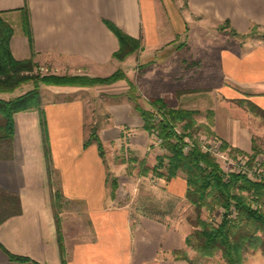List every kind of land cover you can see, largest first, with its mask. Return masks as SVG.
<instances>
[{
	"label": "crops",
	"instance_id": "0c3cea01",
	"mask_svg": "<svg viewBox=\"0 0 264 264\" xmlns=\"http://www.w3.org/2000/svg\"><path fill=\"white\" fill-rule=\"evenodd\" d=\"M156 1L0 0V17L14 29L10 46L16 59L53 63L55 75L105 78L123 70L128 77L91 87L41 85V109L17 113L9 140L1 138L6 132L0 114V264H191L173 255L183 242L172 229L144 216L133 223L127 207L133 185L126 175L128 164L109 162L106 150L103 158L96 142L85 146L86 119L100 110L106 115L98 131L104 147L127 145L132 157L149 168L157 164L158 137L144 129L142 116L127 96L129 81L138 78V73L131 76L137 58L153 48L155 60L176 40L160 38L161 9ZM180 9L184 27L197 18L195 24L201 27L229 22L241 34L254 26L264 29V0H187ZM108 22L140 39L142 50L124 61L116 59L120 42ZM218 54L224 79L229 81L220 87L221 94L239 98L243 89L264 110V42L238 50L230 45ZM131 58L135 62L123 69ZM157 91L152 92L154 98H160ZM23 93L18 89L0 93V98ZM221 114L215 113L219 130ZM239 125L224 137L248 152L252 147L244 135H238ZM113 178L118 180L115 195ZM168 188L184 197L187 181L178 175ZM9 253L30 260L13 261Z\"/></svg>",
	"mask_w": 264,
	"mask_h": 264
},
{
	"label": "rangeland",
	"instance_id": "374dc122",
	"mask_svg": "<svg viewBox=\"0 0 264 264\" xmlns=\"http://www.w3.org/2000/svg\"><path fill=\"white\" fill-rule=\"evenodd\" d=\"M158 1H156L160 6L158 9H161L160 13L158 12L159 36L162 40H167L170 37L176 40L172 41L168 48L158 52L156 61L149 60L155 57V53L153 48H147L137 58L134 67H131L132 61L136 60L133 58L128 60L129 62L125 66H122L123 69L134 68L131 69V76L138 73V78L134 82L138 87V102L143 107H148L146 104L157 99L152 95V92L157 89V95L164 99L169 107L193 109L200 112L195 116L194 136L198 143L216 142L219 139L221 142L224 141L226 148L232 149L233 156H243V153L251 156L254 154L252 148H248V152L243 151L224 137L234 132V125L236 126L240 122L239 128L241 126V129L240 131L238 129V135L239 133L244 135L246 137L244 140L250 144V147H255V151L258 153L255 160L258 161L259 171L256 174L264 177V117L256 115L255 111L250 109L248 105L250 100L247 98L248 95L245 96L243 89L239 90L242 98L238 94L239 98L228 99L221 94L220 87L228 86L229 81L224 79L221 71L222 60L218 54L224 49H229L230 45L238 50L239 46L250 48L259 41L264 42V29L253 27L252 32L236 37L231 33L230 28L222 30L217 27V24L201 27L195 24L198 21L197 18L184 27L180 8L187 6V0ZM170 4L172 6L169 10ZM182 43H186V45L181 46ZM31 59L36 64L33 75L42 77L53 74V63L39 62L33 57ZM132 78L135 80L134 77ZM31 87H33V83L25 84L21 87L22 92H26ZM93 107L94 105L90 106L91 109ZM90 108L89 110H91ZM217 111L221 112L224 117V121L220 123V130L218 121H215ZM103 112L95 110V115L90 114L87 117L88 137H90L93 127L99 131L103 126L106 119ZM93 118L94 120H92ZM216 125L218 132H216ZM104 149L107 151L109 162L115 161L116 165L128 164L126 175L131 177L133 185L129 187L127 207L130 209L134 224L140 221L141 216H144L172 229L183 242L182 248L175 250H182L191 264H228L222 250L207 254L200 247L201 240L196 236V232L202 227L194 226L191 223L197 222L195 207L187 201L186 195L180 197L170 192L166 170H164L162 178L155 177L151 171L147 175H143L144 167L136 158L132 157L127 145H123L121 149L118 145L113 150H109L108 146ZM160 149L161 155H165L166 151L161 147ZM238 150L243 153L237 152ZM221 166L225 171L239 169L237 165L233 168L228 162H222ZM180 176L185 179L183 174ZM209 201L214 208L205 207L201 218L209 224L216 225L222 220L224 210L218 203L212 202V198ZM188 236L192 237L193 246L186 243ZM261 260H264V250L247 249L242 254L241 264H260Z\"/></svg>",
	"mask_w": 264,
	"mask_h": 264
},
{
	"label": "trees",
	"instance_id": "16d2710c",
	"mask_svg": "<svg viewBox=\"0 0 264 264\" xmlns=\"http://www.w3.org/2000/svg\"><path fill=\"white\" fill-rule=\"evenodd\" d=\"M24 12L27 14V8L24 9ZM108 25L120 42V48L114 54L116 59L124 61L142 50L140 39L130 36L111 22H108ZM254 27L258 28L257 26ZM24 28L29 34L30 26L27 19ZM220 28L222 30L230 28L231 33L236 37L244 35L232 28L229 22ZM13 33V27L0 17V93H14L30 82L33 83V87L12 99L0 98V114L3 116V127L6 132L1 137L2 139L13 138L17 113L41 109V85L91 87L123 79L128 80L123 70H118L105 78L80 75L51 74L42 77L33 75L36 67L34 60H18L12 54L10 42ZM184 45L186 43L181 44V46ZM149 60H154V58ZM129 84L130 89L127 96L142 116L144 129L150 134H155L161 140L160 147L166 151L165 155L158 156L157 164L153 168H149L145 161H139L140 165L144 167L142 173L147 175L151 171L155 177L162 178L164 177L163 172L166 170L167 181L180 174L185 176L188 185L186 199L195 207L197 213V222L191 223L194 226L200 225L202 227L196 232V236L201 240L200 247L202 250L206 251L207 254L222 250L228 264H241L242 254L247 249L264 250V177L256 174L259 171L258 161L255 160L258 156L255 147H252L253 155L249 156L238 150L237 152L244 155L236 157V155H232V149L225 147L224 141L221 142L216 138L221 144L220 149L226 152L236 163L241 160L246 161L242 168L237 165L239 169L225 171L221 163L226 162L212 153L204 151L202 144L195 139V116L200 113L198 110L169 107L162 98L154 99L148 104V107H143L138 102L139 95L136 83L129 81ZM248 105L250 109L255 111L256 115L264 117L262 108L251 101ZM93 142L97 143L100 154L105 158L104 145L95 127L91 130L85 146L87 147ZM188 145L191 146L190 149L185 150ZM117 188L118 180L113 178V195H115ZM210 198H212V202L218 203L224 210L222 220L216 225L209 224L201 218L205 207L214 208L209 201ZM56 220L61 242V230L57 215ZM186 243L193 246L191 236L186 238ZM0 246H2L1 243ZM172 253L178 258L190 262L182 250H174ZM9 256L13 261L30 260L28 257L10 253Z\"/></svg>",
	"mask_w": 264,
	"mask_h": 264
},
{
	"label": "built area",
	"instance_id": "2783aa9c",
	"mask_svg": "<svg viewBox=\"0 0 264 264\" xmlns=\"http://www.w3.org/2000/svg\"><path fill=\"white\" fill-rule=\"evenodd\" d=\"M161 140L158 139V143H160ZM190 145H188L185 150L190 149ZM202 148L204 151L210 152L213 155L219 157L220 159H222L223 161H225L226 163H230V166H235L238 165V167L242 168L245 164V160H241L239 163H236L234 159L230 158L228 156V154H226V152H223L220 148H221V144L218 141H214V142H209V143H203L202 144Z\"/></svg>",
	"mask_w": 264,
	"mask_h": 264
}]
</instances>
